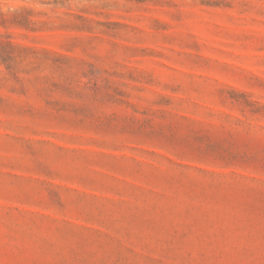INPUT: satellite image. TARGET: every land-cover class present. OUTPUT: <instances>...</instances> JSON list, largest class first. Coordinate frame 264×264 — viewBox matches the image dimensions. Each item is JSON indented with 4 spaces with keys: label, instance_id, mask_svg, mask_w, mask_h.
Here are the masks:
<instances>
[{
    "label": "rangeland",
    "instance_id": "rangeland-1",
    "mask_svg": "<svg viewBox=\"0 0 264 264\" xmlns=\"http://www.w3.org/2000/svg\"><path fill=\"white\" fill-rule=\"evenodd\" d=\"M0 264H264V0H0Z\"/></svg>",
    "mask_w": 264,
    "mask_h": 264
}]
</instances>
